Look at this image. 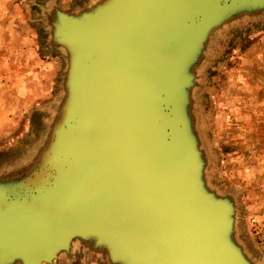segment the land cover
Instances as JSON below:
<instances>
[{
    "label": "water",
    "instance_id": "water-1",
    "mask_svg": "<svg viewBox=\"0 0 264 264\" xmlns=\"http://www.w3.org/2000/svg\"><path fill=\"white\" fill-rule=\"evenodd\" d=\"M259 12L264 0L55 9L63 97L37 161L0 183V264H53L75 243L111 264H251L232 200L206 185L190 108L212 33Z\"/></svg>",
    "mask_w": 264,
    "mask_h": 264
},
{
    "label": "rangeland",
    "instance_id": "rangeland-1",
    "mask_svg": "<svg viewBox=\"0 0 264 264\" xmlns=\"http://www.w3.org/2000/svg\"><path fill=\"white\" fill-rule=\"evenodd\" d=\"M98 1L0 0V183L37 161L63 97L68 60L50 42L55 9L77 12ZM197 70L190 112L206 185L232 200L235 240L251 264H264V12L215 30ZM85 253L75 243L53 264H97Z\"/></svg>",
    "mask_w": 264,
    "mask_h": 264
},
{
    "label": "crops",
    "instance_id": "crops-1",
    "mask_svg": "<svg viewBox=\"0 0 264 264\" xmlns=\"http://www.w3.org/2000/svg\"><path fill=\"white\" fill-rule=\"evenodd\" d=\"M49 58V62L50 63H53V57H48ZM5 62H9V63H14L13 60L10 62V61H5ZM40 63H41V60H40ZM85 254H88V255H92L93 257V261H96L97 264H111L106 258L105 256L101 255V254H97V253H93V252H90V253H85ZM86 263V262H85ZM90 263H93L92 261H87V264H90Z\"/></svg>",
    "mask_w": 264,
    "mask_h": 264
}]
</instances>
